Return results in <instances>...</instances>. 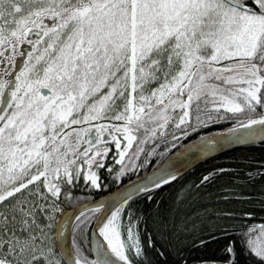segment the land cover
Returning <instances> with one entry per match:
<instances>
[{"label": "snow or ice", "instance_id": "1", "mask_svg": "<svg viewBox=\"0 0 264 264\" xmlns=\"http://www.w3.org/2000/svg\"><path fill=\"white\" fill-rule=\"evenodd\" d=\"M217 121L231 127L206 133ZM246 142L264 145V0H0V264H147L148 250L188 264V237L224 242L219 261L197 264H238L237 243L264 264V222L227 207L249 197L207 191L229 169L206 170L171 205L156 199L180 177L172 156ZM109 154L117 182L152 171L58 218L81 177L102 187L94 169ZM89 227L103 239L92 249L79 239Z\"/></svg>", "mask_w": 264, "mask_h": 264}, {"label": "trees", "instance_id": "2", "mask_svg": "<svg viewBox=\"0 0 264 264\" xmlns=\"http://www.w3.org/2000/svg\"><path fill=\"white\" fill-rule=\"evenodd\" d=\"M231 127V123L226 121H217L213 125L206 127V133H214L221 131L223 129ZM201 133L197 132L196 135L190 136L188 139L183 141L184 144L189 143L190 140H196L197 136ZM171 155V153H169ZM151 164H155L156 161H150ZM264 163V145L260 143L249 144L240 146L226 152H223L215 157L209 158L194 168L181 175L175 183L170 184L166 188H162L156 193V199H161L164 205H171L173 199L179 190V188L188 183L189 181L196 180L197 177L203 174L206 170L210 171L213 167L215 168H225L230 171L226 172L223 176H220L215 184L214 188H209L207 191H216L222 186H234L237 187L243 196L249 197L247 201L241 203L240 201L233 200L230 201L227 207L230 208H247L249 210L255 211V219L248 220L247 223L259 224L264 222V212L259 210V205L261 203L260 197L264 196V176H254L249 178L246 173L258 171V165ZM151 169V167L142 168L138 172L133 171L131 174L126 175L122 178V182L131 178L137 173H142ZM235 170V171H231ZM238 180L240 183L233 185L232 182ZM119 182L111 181L108 183H102V187L99 189L90 188L87 189L86 186L82 184H77L74 186H69L65 191H71L72 199H66L65 196L60 197L62 206H69L81 203L84 200H91L99 197L103 193H107L113 189ZM107 185V188L103 187ZM87 189V190H86ZM203 195V192L201 193ZM137 214L151 215V210L154 208V202H149L147 200H139L135 205ZM194 210V209H193ZM230 223V222H229ZM90 228V227H89ZM89 229L87 233V239L79 237L81 243L85 244V247L89 248L88 243ZM201 239H206L205 236H201ZM183 239V237H182ZM190 242L183 246L182 251L189 257L188 263L200 261V260H220L222 258V246L223 241L209 242L204 247H197L196 240L194 237L187 238ZM73 240V233L71 230V245ZM161 245L158 243L157 248ZM238 249V264H250L249 258L246 254H239V243H237ZM163 250V249H161ZM91 258V256L89 257ZM176 255L172 253H166L165 257H160L156 254L155 250H148L147 264H176Z\"/></svg>", "mask_w": 264, "mask_h": 264}, {"label": "water", "instance_id": "3", "mask_svg": "<svg viewBox=\"0 0 264 264\" xmlns=\"http://www.w3.org/2000/svg\"><path fill=\"white\" fill-rule=\"evenodd\" d=\"M220 132V131H218ZM258 143V142H257ZM251 143H245V144H235V143H229V144H224L222 145L220 148H218L216 151L214 152H211V153H208L207 155H204V156H201L199 155L198 153H195V152H191V153H186L184 155H174L172 156V159L170 161V164L177 169V171L180 173V176L185 174L186 172H188L189 170H191L192 168H194L196 165H198L199 163L209 159V158H212V157H215L223 152H226L228 150H231V149H234V148H237V147H240V146H244V145H249ZM152 171V168L147 170V172H151ZM146 171L142 172V173H139L133 177H131L130 179L122 182V183H119L118 185H116L113 189H111L110 191H108L107 193H105L104 195L98 197V198H95V199H92V200H101V199H108L109 197V194L110 193H115L117 190H120L122 189V186H126L129 182V180H133L135 181L136 178L138 176H143L144 173ZM92 200H88L86 202H82L80 204H86L88 203L89 201H92ZM80 204H77V205H74L68 209H66L64 212H67L68 213V217L69 219H72L74 220L75 219V215H78V213H76V208L78 205ZM63 212V213H64ZM70 232H71V225H65L64 228H63V233H64V237H63V243L64 245L67 247V248H71V243H70ZM97 242H103V239L102 237L99 236V233L98 231H96L94 228L90 227L89 229V245H90V249L93 248V246L97 243ZM219 261V260H217ZM198 261H195V262H191V263H188V264H197Z\"/></svg>", "mask_w": 264, "mask_h": 264}, {"label": "flooded vegetation", "instance_id": "4", "mask_svg": "<svg viewBox=\"0 0 264 264\" xmlns=\"http://www.w3.org/2000/svg\"><path fill=\"white\" fill-rule=\"evenodd\" d=\"M47 22V21H46ZM30 38L31 39H36V33H31L30 34ZM17 59L19 60V57H17ZM105 146H107V147H110V148H112V150L114 151V146H112V145H105ZM109 164H112L113 165V167H116V165H115V162L112 160V155L111 154H109L107 157H106V163H105V165H104V167L102 168V169H94V171H97V173H98V176H99V180L101 181V183H108V182H111L113 179L109 176V173H108V165ZM136 175V174H135ZM114 181V180H113ZM119 183H121V182H119ZM77 184H82L83 186H86V188L87 189H90V181L89 182H85L84 180H83V178L81 177L80 178V180H79V182L77 183ZM77 184H75V185H77ZM86 189V190H87ZM66 192V191H65ZM105 193H103V194H101V195H99V197L100 196H102V195H104ZM61 196H65V195H61ZM98 198V197H97ZM95 199V198H94ZM92 200V199H91ZM86 201H88V200H84V201H82V202H86ZM81 202V203H82ZM78 204H80V203H78ZM74 205H77V204H74ZM74 205H69V206H62V204H61V211L59 212V214H58V216L59 215H61L66 209H68V208H70V207H72V206H74ZM57 216V217H58ZM70 237H71V233H70ZM88 243H89V238H88ZM89 249H90V245H89Z\"/></svg>", "mask_w": 264, "mask_h": 264}, {"label": "rangeland", "instance_id": "5", "mask_svg": "<svg viewBox=\"0 0 264 264\" xmlns=\"http://www.w3.org/2000/svg\"><path fill=\"white\" fill-rule=\"evenodd\" d=\"M59 213H57V216H58Z\"/></svg>", "mask_w": 264, "mask_h": 264}]
</instances>
